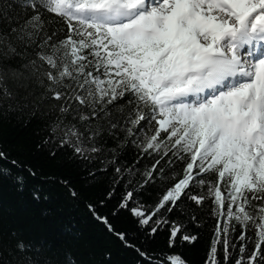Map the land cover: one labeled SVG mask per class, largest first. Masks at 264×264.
I'll use <instances>...</instances> for the list:
<instances>
[{
    "label": "snow or ice",
    "instance_id": "snow-or-ice-1",
    "mask_svg": "<svg viewBox=\"0 0 264 264\" xmlns=\"http://www.w3.org/2000/svg\"><path fill=\"white\" fill-rule=\"evenodd\" d=\"M0 111L44 119L50 141L111 165L114 183L127 174L130 190L112 214L127 210L148 238L170 225L167 249L195 240L163 213L195 221L185 200L211 199L213 215L255 230L254 248L241 244L235 264H264V0H0ZM127 145L160 159L171 152L182 178L165 175L160 160L134 173L120 162ZM154 172L172 186L147 206L139 189ZM227 232L213 237L206 264H217L218 243L228 264ZM137 251L147 264H187L166 249L155 260ZM9 255L0 264H53L23 239Z\"/></svg>",
    "mask_w": 264,
    "mask_h": 264
},
{
    "label": "trees",
    "instance_id": "trees-1",
    "mask_svg": "<svg viewBox=\"0 0 264 264\" xmlns=\"http://www.w3.org/2000/svg\"><path fill=\"white\" fill-rule=\"evenodd\" d=\"M56 26L62 24L57 22ZM0 152L5 154L0 159V254L4 260L12 258L10 244L14 246L17 239H23L34 248L42 247L53 264H147L137 248L157 253L154 260L162 258L158 256L159 250L166 249L181 253L187 264H206L213 237L223 238L226 225L230 244L228 264H235L239 258L241 244L246 251L254 248L255 230L226 216L213 215L216 206L211 199L200 206L185 200V211H194L195 221L189 215L178 216L175 211L163 213L169 220H182L186 225L184 231L195 236V240L177 239L176 246L167 249L170 225H161L154 238H148L147 227L140 228L127 210L112 214L125 191L130 190L125 187L127 174L124 179L115 178L114 183L111 165L75 157L70 148L50 141L45 120L40 117L0 111ZM155 160H160L157 168L163 167L165 175L174 169L180 173L176 179L182 178L183 165L171 152L160 159V156L139 155L134 145H127L120 158L122 165L141 174ZM169 160L174 163L169 164ZM154 175V181L139 189L141 203L147 206L155 205L163 190L172 186L160 179L159 172ZM17 177H23V182ZM136 182L143 183L141 175H134L133 183ZM220 188L223 193L222 181ZM194 191L198 194L200 190ZM109 192L113 193L111 197ZM89 205L95 213L107 216L114 231L94 215ZM117 232L126 233L136 247L127 246ZM216 261L225 264L219 243Z\"/></svg>",
    "mask_w": 264,
    "mask_h": 264
}]
</instances>
